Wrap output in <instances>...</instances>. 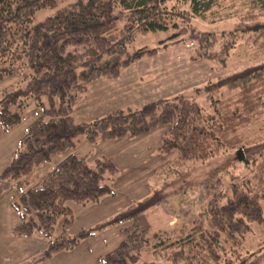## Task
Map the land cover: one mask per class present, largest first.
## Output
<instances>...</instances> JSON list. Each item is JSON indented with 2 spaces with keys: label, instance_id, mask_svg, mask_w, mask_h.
I'll list each match as a JSON object with an SVG mask.
<instances>
[{
  "label": "trees",
  "instance_id": "trees-1",
  "mask_svg": "<svg viewBox=\"0 0 264 264\" xmlns=\"http://www.w3.org/2000/svg\"><path fill=\"white\" fill-rule=\"evenodd\" d=\"M233 1L230 8L236 0H79L32 25L35 13L56 7L57 0H0V81L15 75L22 66L31 69L24 75V87L0 96L1 126L8 131L20 124L21 111L30 98L43 111L1 172L0 195L12 185L21 190L19 201L13 204L20 218L13 231L16 236L30 238L38 228L49 237L59 222L62 225L60 234L49 239L42 257L31 264L72 251L83 238L96 235L89 231L69 235L66 228L74 219L68 201L87 205L114 194L102 181L106 173H117L115 164L99 158L96 169L91 168L86 158L71 152L77 139L85 136L93 144L98 140L137 138L162 125L168 128L159 151L177 154V165L205 164L225 151H241L244 159L240 160L237 153V162L250 170L252 163H258L253 178L256 183L249 177L231 176L224 191L213 193L189 231L170 234H150L148 211L170 195L165 188L154 191L97 227L119 226L123 236L114 250L98 257V264H137L146 251L164 253L171 264H264V246L250 252L244 248L247 237L264 227V153L251 152L242 138L264 117V62L204 84L213 106L211 113L203 112L195 100L178 95L172 100L148 102L141 108L113 110L88 122L74 119V108L86 98L92 82L115 79L125 68L167 47L163 41V47L156 49H131L139 34L173 28L176 31L169 39L183 42L188 36L196 44L194 60L223 66L244 34L249 33L253 43L264 47V22L258 21L264 15V0L245 3L248 11L243 22L248 25L221 33L194 28L196 19L231 18V13L224 10ZM45 96L49 108L43 102ZM14 107L19 111H13ZM64 153L68 154L53 172L23 190L24 177Z\"/></svg>",
  "mask_w": 264,
  "mask_h": 264
},
{
  "label": "rangeland",
  "instance_id": "rangeland-1",
  "mask_svg": "<svg viewBox=\"0 0 264 264\" xmlns=\"http://www.w3.org/2000/svg\"><path fill=\"white\" fill-rule=\"evenodd\" d=\"M78 1L57 0L56 7L38 10L31 24H39L55 14L57 10ZM247 2L250 0H236L235 6L231 8L229 5L234 4V1L230 2L228 10L224 12L231 13V18L222 21L217 20L219 16L216 18L211 16L207 21L196 19L193 22L194 28L197 31L221 33L234 30L238 26L248 25L243 22L248 11V5H245ZM258 21L264 22V15ZM175 31L170 28L166 31L139 34L136 37L131 49L142 47L156 49L163 47V41H166L167 47L161 49L157 55L144 57L122 70V73H126L124 77L130 76L129 81L124 83L129 85V90H132L124 97L125 100L129 98V102L121 99L124 110L129 106L141 108L154 100H172L178 95H184L195 100L203 112L211 113L213 106L207 99L204 84L235 73L245 66L264 62V47L253 43L254 37L249 38V33L244 34L239 40L237 48L231 52L227 65L223 66L210 60H194L197 56L196 44L188 36L183 42L169 39ZM150 71L154 72L152 76ZM30 73L31 69L26 65L18 69L15 75L6 76L0 81V96L24 87V75ZM147 74L150 76L148 77ZM143 91L147 93V97ZM136 95L140 97L136 98ZM84 99L76 104V109L89 114L90 117L85 122L99 118L94 115L95 109L90 108V111L83 109ZM43 102L49 108V100L46 96ZM58 105L57 99L56 106ZM108 107L110 108L109 104ZM12 110L19 111L16 107ZM21 116V123L8 131H5L0 123V174L10 163L13 153L19 148L29 126L43 116L42 107L37 106L35 100L30 98L21 111ZM44 120H48V117H44ZM80 120L75 119L76 122H81ZM167 128V125H162L137 138L98 140L93 144L85 136L77 139L76 147L71 152L79 158H86L91 168L96 169L99 158H107L115 164L117 173L115 175L106 173L102 181L103 184L110 185L114 194L105 195L100 201L87 205L68 201L66 205L71 209L74 219L72 225L66 228L69 235L77 236L82 231L96 232V235L83 238L72 251L54 254L50 259L37 264H98V257L114 250L123 236L119 226L108 225L100 229L97 227L108 222L131 204L152 195L156 190L165 188L164 190L170 195L160 206L148 211V219L152 227L151 235L158 232L170 234L179 233L180 230L189 231L193 222L208 205L213 193L224 191L231 176L249 177L254 184L256 183L253 178L258 172L256 167L258 163H252L251 170L248 169L243 163L237 162L236 155L239 152L234 150L220 153L205 164L188 162L185 166L177 165L175 163L177 154H163L159 151L162 136ZM242 135L245 142L251 146V152L256 151L257 154V151L263 150L264 153V117L250 126ZM67 154H58L50 162L36 167L22 179L23 190L26 191L46 178ZM169 161L173 162L172 165ZM164 167L166 170L171 169V172L164 173L166 171ZM20 194L21 190L12 185L0 195V264L36 262L42 257L49 239L56 238L62 230L61 222H59L49 237L36 228L31 240L17 241L26 238L16 236L13 232L20 223L19 213L13 207V204L19 201ZM262 204L264 205V201ZM258 245L264 246V227L257 228L253 235L247 237L244 248L250 252L254 251ZM149 263L171 264L164 253L143 252L137 264Z\"/></svg>",
  "mask_w": 264,
  "mask_h": 264
},
{
  "label": "crops",
  "instance_id": "crops-1",
  "mask_svg": "<svg viewBox=\"0 0 264 264\" xmlns=\"http://www.w3.org/2000/svg\"><path fill=\"white\" fill-rule=\"evenodd\" d=\"M122 72L120 76L115 79L101 78V79H98L92 82L88 86L87 96L83 100V103H82L83 109H86L87 111H90L91 109H95L96 112H94V115L98 117L103 116L115 109H123L122 108L123 104H121V99L125 102H129L130 99L128 98L127 100H125L124 97L126 94L130 93V91L132 90H129L130 89L129 85H125L124 83L127 80L129 81L130 76L127 75L126 77H124L126 73H122ZM150 72L152 76L154 72L152 71ZM147 76L149 77L150 75L147 74ZM143 93L147 97V93L145 91H143ZM138 97L140 96L136 95V98ZM108 104L110 108L108 107ZM76 108H77V105L74 108V119L76 118H78L79 120L81 119L80 120L81 122H85L86 120L89 119L90 116L88 113H82L80 110H77ZM129 108H132V107L129 106ZM30 238L18 239L17 241L23 242V241H26V239L29 240Z\"/></svg>",
  "mask_w": 264,
  "mask_h": 264
},
{
  "label": "water",
  "instance_id": "water-1",
  "mask_svg": "<svg viewBox=\"0 0 264 264\" xmlns=\"http://www.w3.org/2000/svg\"><path fill=\"white\" fill-rule=\"evenodd\" d=\"M238 156H239V159H240V160H243V159H244L243 154H242L241 151H239Z\"/></svg>",
  "mask_w": 264,
  "mask_h": 264
}]
</instances>
